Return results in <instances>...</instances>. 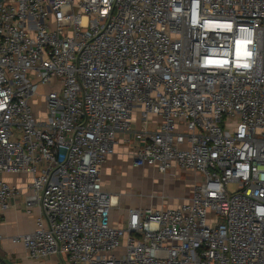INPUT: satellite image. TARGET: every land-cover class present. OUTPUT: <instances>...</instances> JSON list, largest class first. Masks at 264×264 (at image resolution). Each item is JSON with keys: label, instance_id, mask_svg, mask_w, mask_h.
I'll return each instance as SVG.
<instances>
[{"label": "built area", "instance_id": "1", "mask_svg": "<svg viewBox=\"0 0 264 264\" xmlns=\"http://www.w3.org/2000/svg\"><path fill=\"white\" fill-rule=\"evenodd\" d=\"M126 137L192 192L113 227ZM17 199L31 260L264 264V0H0V215Z\"/></svg>", "mask_w": 264, "mask_h": 264}, {"label": "crops", "instance_id": "2", "mask_svg": "<svg viewBox=\"0 0 264 264\" xmlns=\"http://www.w3.org/2000/svg\"><path fill=\"white\" fill-rule=\"evenodd\" d=\"M135 146L133 139H122L115 154L101 170L103 190L119 199L110 212V225L113 227L126 226L130 209L176 208L191 198L193 178L190 174L173 170L172 173L163 175L155 168L135 167ZM10 181L22 186L21 179L10 178ZM162 196L169 199L163 201ZM11 203V208L0 215V264H68L56 257L31 260L23 245L13 242L14 237L30 234L38 229L40 212L38 208H32L28 213L23 199ZM116 207L124 213L123 223L112 211Z\"/></svg>", "mask_w": 264, "mask_h": 264}, {"label": "rangeland", "instance_id": "3", "mask_svg": "<svg viewBox=\"0 0 264 264\" xmlns=\"http://www.w3.org/2000/svg\"><path fill=\"white\" fill-rule=\"evenodd\" d=\"M43 92H44V88L43 87H41L40 88V90H39V92H38V94L40 95V96H38V100H37V103H36V106H35V111L37 112V111H41L42 110V104H43V100H42V98H41V95L43 94ZM10 178L11 177H7V176H5L4 177V179H6L7 181H10ZM127 198H129V197H127ZM169 199V197H167V199H165V200H163V201H166V200H168ZM113 212H114V215H116V217H117V219L119 220V221H121V223H123V219H124V213L122 212V210L121 209H118V207H116L114 210H112ZM117 227H124V226H117Z\"/></svg>", "mask_w": 264, "mask_h": 264}, {"label": "bare ground", "instance_id": "4", "mask_svg": "<svg viewBox=\"0 0 264 264\" xmlns=\"http://www.w3.org/2000/svg\"><path fill=\"white\" fill-rule=\"evenodd\" d=\"M114 201H116V198H114Z\"/></svg>", "mask_w": 264, "mask_h": 264}]
</instances>
